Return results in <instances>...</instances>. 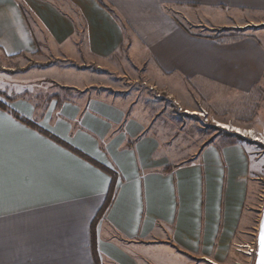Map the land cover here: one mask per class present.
I'll return each mask as SVG.
<instances>
[{
    "label": "crops",
    "instance_id": "1",
    "mask_svg": "<svg viewBox=\"0 0 264 264\" xmlns=\"http://www.w3.org/2000/svg\"><path fill=\"white\" fill-rule=\"evenodd\" d=\"M252 25L264 0H0V62L56 56L157 94L69 66L74 95L47 101L0 78L13 160L0 264H253L264 195L251 148L180 137L167 120L247 108L264 31L223 29Z\"/></svg>",
    "mask_w": 264,
    "mask_h": 264
},
{
    "label": "rangeland",
    "instance_id": "2",
    "mask_svg": "<svg viewBox=\"0 0 264 264\" xmlns=\"http://www.w3.org/2000/svg\"><path fill=\"white\" fill-rule=\"evenodd\" d=\"M223 31L227 33L235 31V34L239 35L247 32L256 33L258 31H264V25H252L238 29L225 28ZM66 66L80 69L87 68L90 71L97 72V74H103L102 76L105 78H109L112 81L114 80L122 89H132L139 94L147 93L151 97L157 98V94L153 93V91L144 84V80H137V78H133L135 76L128 75L126 78H118L116 75H110L107 71L65 62L60 58H56V56L36 55L26 58L23 57L20 60L15 58L4 59L0 62V78H3L5 88L10 87V82L13 84L15 83L28 88L35 94H39L42 100L47 101L51 96L68 97L74 95L69 89L63 88V84H61L65 83L69 85L78 81V79L74 80L75 78L68 76L65 71L60 70L66 68ZM101 90L102 89L99 91ZM249 100L250 103H247L246 109L242 111H231L230 114H220L223 116L221 119H213L208 114L209 120L206 122V119L200 117L198 112L190 114V112L186 110L183 111L180 109V111L175 109L174 111L180 114H169L167 120L169 126L173 127L177 136L180 137L189 136L190 139L200 138V140L222 137L230 142L237 143H239L237 140L240 137L243 138L244 141L242 142L249 145L254 160L258 162V175L259 179H261L260 191L261 194L264 195V145L252 141L250 137L245 138L239 135L240 133H236L235 131L232 132L230 128L231 125L239 127L243 133V129H253L257 132L262 131L264 128V86L257 88ZM225 125L228 127H225Z\"/></svg>",
    "mask_w": 264,
    "mask_h": 264
},
{
    "label": "snow or ice",
    "instance_id": "3",
    "mask_svg": "<svg viewBox=\"0 0 264 264\" xmlns=\"http://www.w3.org/2000/svg\"><path fill=\"white\" fill-rule=\"evenodd\" d=\"M13 166V160L9 158L5 146L4 133L0 130V188L10 181V172ZM257 264H264V224L261 225L258 241V261Z\"/></svg>",
    "mask_w": 264,
    "mask_h": 264
},
{
    "label": "built area",
    "instance_id": "4",
    "mask_svg": "<svg viewBox=\"0 0 264 264\" xmlns=\"http://www.w3.org/2000/svg\"><path fill=\"white\" fill-rule=\"evenodd\" d=\"M198 115L204 119H206L205 121L207 122L209 120L208 118V113L204 110L198 112ZM244 133H241L239 135L245 137V138H249L252 139V141L259 143L261 145H264V128L262 129V131L257 132L253 129H243ZM253 131L254 133L251 134L250 132ZM242 249V248H241ZM245 254L249 257H256L257 255V245L254 246H247L245 248Z\"/></svg>",
    "mask_w": 264,
    "mask_h": 264
},
{
    "label": "water",
    "instance_id": "5",
    "mask_svg": "<svg viewBox=\"0 0 264 264\" xmlns=\"http://www.w3.org/2000/svg\"><path fill=\"white\" fill-rule=\"evenodd\" d=\"M262 224H264V212H263V217H262V220H261V223H260L259 235H260V229H261V225ZM259 235H258V241H259ZM257 261H258V242H257V255H256V258H255V263L254 264H257Z\"/></svg>",
    "mask_w": 264,
    "mask_h": 264
},
{
    "label": "bare ground",
    "instance_id": "6",
    "mask_svg": "<svg viewBox=\"0 0 264 264\" xmlns=\"http://www.w3.org/2000/svg\"><path fill=\"white\" fill-rule=\"evenodd\" d=\"M225 127H228V126L225 125ZM230 128H231V131L232 132L235 131L236 133H240V134L243 133L242 130L239 127H236V126L231 125ZM250 133L253 134L254 132L251 131Z\"/></svg>",
    "mask_w": 264,
    "mask_h": 264
},
{
    "label": "trees",
    "instance_id": "7",
    "mask_svg": "<svg viewBox=\"0 0 264 264\" xmlns=\"http://www.w3.org/2000/svg\"><path fill=\"white\" fill-rule=\"evenodd\" d=\"M53 97H56V98H57V97H59V96H53ZM238 137H239V136H238ZM237 141L242 142V141H244V140H243V138L240 137ZM255 258H256V257H255ZM255 258H254L253 264L255 263Z\"/></svg>",
    "mask_w": 264,
    "mask_h": 264
}]
</instances>
